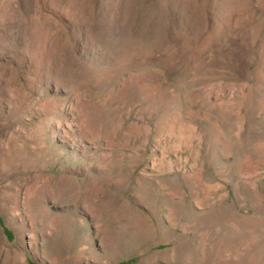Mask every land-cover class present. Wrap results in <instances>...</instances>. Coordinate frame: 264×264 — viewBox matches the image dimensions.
<instances>
[{"label":"rangeland","instance_id":"obj_1","mask_svg":"<svg viewBox=\"0 0 264 264\" xmlns=\"http://www.w3.org/2000/svg\"><path fill=\"white\" fill-rule=\"evenodd\" d=\"M0 264H264V0H0Z\"/></svg>","mask_w":264,"mask_h":264}]
</instances>
